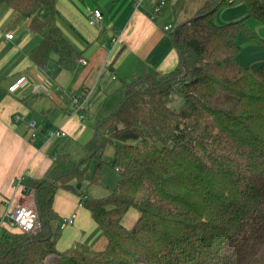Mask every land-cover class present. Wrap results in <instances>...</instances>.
Masks as SVG:
<instances>
[{
  "label": "trees",
  "instance_id": "1",
  "mask_svg": "<svg viewBox=\"0 0 264 264\" xmlns=\"http://www.w3.org/2000/svg\"><path fill=\"white\" fill-rule=\"evenodd\" d=\"M235 1L264 25V0H203L167 29L179 57L174 70L140 66L123 83L116 110L97 120L83 155L60 150L42 176L23 177L39 227L27 233L1 226L0 264H47L50 255L52 264H264V61L254 68L236 59L239 33L258 38L244 20L211 22ZM3 6L39 35L32 64L52 65V76L76 69L81 52L56 24V0H0ZM175 91L179 109L169 105ZM108 145L117 185L101 197L77 194L106 247L76 242L59 251L56 191H76L85 179L100 184ZM130 208L138 216L126 227Z\"/></svg>",
  "mask_w": 264,
  "mask_h": 264
},
{
  "label": "crops",
  "instance_id": "2",
  "mask_svg": "<svg viewBox=\"0 0 264 264\" xmlns=\"http://www.w3.org/2000/svg\"><path fill=\"white\" fill-rule=\"evenodd\" d=\"M157 1L56 0V24L66 39L81 52L85 63L79 62L75 70H61L54 76L52 65L41 69L29 61L28 55L40 37L27 30L26 19L16 12L0 8V77L5 78L0 86V215L18 203L33 201L32 194L21 187L14 188L21 176H42L60 150L72 156L76 148L79 157L84 154L82 145L92 137L97 120L114 112L120 101L115 98L109 109L103 105L100 109L94 107L90 110L94 122L86 120L98 85L104 97L115 89L114 81L119 78L118 74L129 76V80H122L117 88L121 93L123 83H128L140 66L159 73L174 70L179 57L164 29L170 23L159 20V15L150 18ZM92 9L102 13L100 24L96 26L88 23ZM7 32L12 34L11 38L5 37ZM36 79L45 81L49 88L47 93L31 91L29 83ZM82 89H90L91 92L82 103L83 118H80L74 113L71 96ZM31 120L36 125L34 138H31L28 128ZM53 129L64 130L66 136L48 138L47 132ZM118 178L115 184L106 186V194L117 185ZM83 185L87 186V179L80 183V188ZM78 203L76 191H56L54 211L60 219L73 216L72 225L59 229L57 250H64L76 242L88 245L93 251L103 250L107 244L106 237L89 211ZM137 216V210L128 209L124 214L128 223L125 226L130 227Z\"/></svg>",
  "mask_w": 264,
  "mask_h": 264
},
{
  "label": "rangeland",
  "instance_id": "3",
  "mask_svg": "<svg viewBox=\"0 0 264 264\" xmlns=\"http://www.w3.org/2000/svg\"><path fill=\"white\" fill-rule=\"evenodd\" d=\"M164 4L160 8L159 14V20L164 21L165 23H171L174 21V23H178L179 21H184L185 19L191 17L193 13L196 11V9L202 4V0H179L183 1L181 2V5L178 6L177 8V15H174L173 10L175 8L174 3L171 2V0H164ZM178 1V2H179ZM231 1V0H230ZM10 10L9 12H14L11 11L6 6L2 7V10ZM15 13V12H14ZM248 14V8L247 5L244 1H235L230 5L223 6L220 9H218L212 16L211 20L215 24H222V23H229L232 21H239V20H244L247 26L255 32L258 38H249L243 33H239L237 35L236 41L240 47L239 54L237 56V61L241 63L244 66H252V67H257L259 66L263 61H264V48L262 46V39H264V25L258 22L257 20L247 17ZM100 24V23H99ZM96 26V25H94ZM28 30V29H27ZM30 32V31H29ZM31 34H34L35 36L39 35L33 32H30ZM139 75V74H138ZM118 79L114 81L115 84V89L108 93L107 97L106 95L102 97V90L101 86L98 85L96 90L94 91V98L92 101V105L89 107V114L87 116L86 120H89L91 122H94L95 118L92 116V113H90V110H92L94 107L98 106L100 107L103 105L106 109H109L112 107L114 104V99H121L122 97L121 93L117 91V88L120 83H122V80H129V76L122 77L121 74H118ZM106 97V98H105ZM104 100V102H103ZM183 104V99L182 96L175 91L173 94V99L171 102H169V105L175 109H179L181 105ZM103 108L99 111L102 113ZM83 147L85 146L82 145ZM77 149H74V152L72 153V158L77 159L79 157V154H77ZM85 151V147H84ZM82 153V152H81ZM85 153V152H84ZM103 158L105 159V164L103 165L101 169V176H100V182L102 183L101 185L98 186H90L88 189V186H81V188H76L77 194H83V193H88V194H94V195H106V186L109 185L111 186L112 183L115 182V179L118 177L117 171L114 169V166H112L111 161H112V151L111 147L108 145L103 151ZM94 166V161L90 165V169L88 171V178L92 174V169ZM115 184V183H114ZM96 193V194H95ZM79 196V195H78ZM122 223L124 225H128L127 221L122 219ZM53 255H50L47 258V264H52Z\"/></svg>",
  "mask_w": 264,
  "mask_h": 264
},
{
  "label": "built area",
  "instance_id": "4",
  "mask_svg": "<svg viewBox=\"0 0 264 264\" xmlns=\"http://www.w3.org/2000/svg\"><path fill=\"white\" fill-rule=\"evenodd\" d=\"M164 0H158L152 7V11L150 13V18L153 19L158 14L161 6L164 4ZM102 19V13L98 9H92L88 16V23L92 26L97 25ZM170 25L164 27L167 30ZM6 38H11L12 34L7 32L5 33ZM81 63H85L84 60H80ZM31 91L33 93H47L48 86L45 84V81L38 80L30 82ZM91 90L90 89H82L79 93H76L71 96V102L74 107V113L78 114L80 118H83L82 114V103L85 99L88 98ZM28 128L31 130V138H34L36 125L35 121L31 120L28 122ZM66 136V132L62 129H53L47 132L48 138ZM55 156L53 157V159ZM117 170V168H115ZM24 176H21L18 180H16L14 184V188L21 187L24 191L29 192L33 196V190H26L24 185L22 184V179ZM78 205H82L80 202ZM73 224V216H67L60 219L58 222L59 229H63L66 226ZM5 226L11 231L18 232H27V233H35L39 227L37 220V211L35 208V204L32 200H29L25 203L16 204L11 210L6 211L2 215H0V227Z\"/></svg>",
  "mask_w": 264,
  "mask_h": 264
},
{
  "label": "water",
  "instance_id": "5",
  "mask_svg": "<svg viewBox=\"0 0 264 264\" xmlns=\"http://www.w3.org/2000/svg\"><path fill=\"white\" fill-rule=\"evenodd\" d=\"M80 186V184H77V187H79Z\"/></svg>",
  "mask_w": 264,
  "mask_h": 264
},
{
  "label": "bare ground",
  "instance_id": "6",
  "mask_svg": "<svg viewBox=\"0 0 264 264\" xmlns=\"http://www.w3.org/2000/svg\"><path fill=\"white\" fill-rule=\"evenodd\" d=\"M34 202V201H33Z\"/></svg>",
  "mask_w": 264,
  "mask_h": 264
}]
</instances>
